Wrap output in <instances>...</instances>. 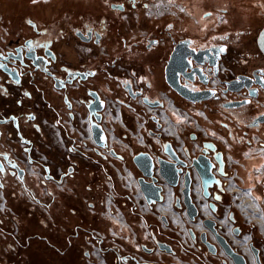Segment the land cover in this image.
Returning a JSON list of instances; mask_svg holds the SVG:
<instances>
[{"label": "flooded vegetation", "instance_id": "af4514ba", "mask_svg": "<svg viewBox=\"0 0 264 264\" xmlns=\"http://www.w3.org/2000/svg\"><path fill=\"white\" fill-rule=\"evenodd\" d=\"M53 1L15 0L16 10L14 12L19 19L11 17L12 22L10 23L6 16H0V264H62L63 259L64 264H70L68 261L71 260L70 255L67 258L62 255H66L72 247H68L66 252L61 251L60 235L56 232L50 234L45 231L44 216L49 218V214L48 205L43 198L52 199V192L48 186H54L61 191L67 190L65 176L67 173L73 174L74 169L69 168L65 172L61 167L52 165L42 150L47 144L46 141L56 133V128L63 131L66 139L73 144L72 149L75 148L76 140L66 130L65 124L77 121L78 109L81 113H86L85 118L90 133L92 120L88 107L93 110L102 109L97 111L95 116L101 118V125L107 133L105 114L109 103L114 101L128 110L140 111L145 116L148 115L147 135L161 139L158 134L163 129L161 118L156 113L151 114V111L163 110L166 104L163 98L154 97L151 93L155 88L151 80L153 76H147L144 71L135 66L130 69V75L126 76L125 73L119 72L121 64L129 63L130 58H133L130 55L129 60L123 62L124 55L120 47H116L112 55H106L111 47L108 44L111 34L123 28L125 18L147 10L150 0H102L101 2L99 0V4L95 7L79 6L75 9L76 14L65 10L51 18L52 25L50 22L44 24L45 3L51 4ZM203 3L208 4L209 8L212 7V10L209 9L203 15L202 24L198 25L200 31L196 37L174 35L172 33L174 24L169 21L165 28L160 27L158 30L157 24H154L151 31L139 34L131 44L122 38V48L130 45L131 49L128 52L137 53L136 62L133 63L138 65L140 55H145L143 59L150 57L149 59L152 60L151 58H154L153 56L158 52H165L162 65L159 63L162 92L174 101L183 104L184 107L212 103L215 110L232 113L231 117L235 119L236 124L238 122L244 124L240 132L242 137L261 140L260 137H255L249 132L253 129L264 128V123L258 121L264 116V55L258 43L264 28V0H204ZM14 12L12 16L15 15ZM14 21L21 23L22 29L18 24L16 29L9 30ZM62 41H67L73 47H77V55L70 64L67 61L63 62L62 52H59ZM181 42L187 44L184 46L185 53H192L191 50L200 52L194 57L199 64L192 61V56L188 57L186 73L191 74L188 75L189 80L182 79V83L192 92H214L208 101L192 104L172 91L165 81V69L175 46ZM60 45L61 47L58 48ZM98 49L100 58L94 59L95 50ZM3 60H6L9 72L4 70ZM38 62L46 71L37 68L39 67ZM150 66L156 69L158 64L152 62ZM192 68H197V70L191 71ZM148 71L152 72L151 69ZM107 77L120 82L118 89L121 97L115 89L110 90V83L105 84L104 78ZM164 88H166L165 91ZM138 93L142 95L134 99L133 97ZM144 99H149L151 103H161L163 107H150L144 103ZM243 101L250 102L239 108H225L226 105ZM136 104L144 110L137 109ZM153 118L158 121L154 122ZM92 119L95 121V117ZM257 135L260 134L257 133ZM92 141L91 133L89 143L84 142L82 145L88 150L89 148L94 149L95 155L99 158L96 162L97 168L105 169L109 157H115L111 153L112 150L119 156H123V159L119 158L120 160L126 159L125 150L119 154L110 146V138L107 148L98 149L100 153L96 152L97 147L95 145L94 148L95 143L93 144ZM181 141L182 144L179 142L174 146L183 154L188 146L183 140ZM205 142L216 144L215 141ZM163 143L164 141L158 148L152 142L144 140V149L141 151L150 152L155 156L151 145L158 151H162ZM179 146L183 152L178 148ZM188 148L192 149L194 155L199 154L202 149L201 147L200 150L195 151L193 147ZM218 150L221 151L219 147ZM224 159L227 172L225 153ZM131 160L129 162H132ZM214 163L216 167L212 173L217 178H221L223 183L221 186L224 190V179L228 178V175L226 178L221 177L219 166L217 162ZM29 170L35 174H31ZM22 175L23 180L20 179ZM139 176L138 172L136 181ZM136 186L135 191L127 188L131 193H125V198L129 202H136L133 193L138 194L139 192L143 203L151 212H154L156 205L153 208L150 207L141 194L138 183ZM183 188L184 185L181 183L179 188L171 189H177L178 197H180ZM195 189L193 197L201 208V215L196 221L202 218L203 207L208 205L216 218L213 220L218 224L219 233L225 236L230 245L245 257L246 264H257L255 251L259 255L261 264H264V249L257 247L252 240L248 245L251 255L245 254L234 246L226 235L225 226L218 222V220H223L224 216L219 213L218 206L214 203V194L223 200L224 192L219 193L216 190L217 187L212 190V197L209 200L213 199L212 202L215 204L216 213H214L209 206L211 204L209 200L203 199L201 194V200H197ZM12 198L19 204L22 202L28 204L27 216L20 217L17 214L10 203ZM177 198L176 211L182 212L184 208V213L188 218L185 207L182 202H177ZM163 217L165 216L158 217L162 224V221L166 222ZM34 219L35 222H33ZM49 220L52 221L51 218ZM188 220L190 221L189 218ZM167 223L168 220L165 224ZM35 226H38V230H35ZM205 231L206 229L199 235H194L191 231L192 237L189 240L192 244V258L195 261L188 263L178 259V261L167 264H211L210 258L216 260L218 264H235L234 260L218 244L213 234H209L208 242L214 247H207L203 244L200 236ZM232 234L236 238H242L246 233L242 228L235 226ZM85 241L89 246L92 244L88 235H85ZM157 241H160L158 236L149 232L146 236L147 243L141 245L138 252H126L125 256L120 259L121 264H166L162 262L161 254L167 252L174 259L178 256L173 247L167 246L168 244L162 241L160 242L165 246H158ZM86 255L90 254L86 252ZM86 262L95 264L90 259Z\"/></svg>", "mask_w": 264, "mask_h": 264}, {"label": "crops", "instance_id": "0c3cea01", "mask_svg": "<svg viewBox=\"0 0 264 264\" xmlns=\"http://www.w3.org/2000/svg\"><path fill=\"white\" fill-rule=\"evenodd\" d=\"M163 60L164 58L160 62ZM175 102L174 104L178 107L185 110L189 107L190 111H194L195 121L187 124L186 120L181 118L170 120L160 117L163 129L158 134L161 139L151 138L145 134L141 127L142 135L136 140L137 142L132 140L131 131L128 130L133 128L131 111L121 106L115 109L114 132L118 137L111 138L110 146L121 154L120 146L124 145V142L131 145L139 143L140 146L139 141L142 140L144 145V140H147L159 148L162 141L176 145L179 142L182 144L181 140H183L186 146L193 147L197 151L201 149L202 141H215L219 149L225 153L228 172V178L224 179L223 195L225 198L221 202L214 200L219 213L224 216V219L218 220V222L230 226L229 229H226V235L234 246L245 254H250L248 245L252 240L257 247L264 249V128L253 129L249 132L255 137H260L261 140L247 139L240 133L244 124L239 122L235 124L231 119L225 120L228 116H232V113L224 112L228 116L225 115L224 119H221L213 110L212 103L210 105H189L185 108L183 104ZM174 104L169 106L173 116L174 110H177ZM87 133L86 135L90 139L91 133L88 130ZM61 141L66 143V147L61 144ZM46 143L42 151L52 162V165L61 167L65 172L69 168L74 169L73 174L67 173L65 176L69 188L65 190L67 192L57 190L54 186H48L52 192V199L43 198L48 205L49 218L52 220L50 221L46 215L44 216L45 231L48 232V229L53 228L54 232L60 234L61 251L66 252L68 247H72L66 255H62L64 258L70 255L71 260L68 258L70 264H87V259L92 260L95 264H121L120 259L125 256L126 252H138L140 246L147 243L146 236L149 232L157 235L160 241L168 244L167 246L173 247L178 254L174 259L167 252L163 253L161 254L162 262L167 264L178 261V259L188 263L195 261L191 254L193 253L191 244L185 242L182 237L186 236L189 240L192 237L191 231L194 235H199L205 230L202 220L205 218L216 219L208 205L203 207L202 218L192 223L186 217L184 208H182V212L176 211L178 190L168 187L164 193L163 203H158L154 208L155 211L151 212L143 203L139 192L136 202H129L125 198V193L119 189L120 182L117 180L113 168L109 164H106L105 169L102 170L95 167L94 163L96 164L99 158L93 153L85 151L79 140H76L74 144L77 149H72L73 144L57 130ZM143 149L144 147L140 146L138 151ZM138 151L133 153L137 154ZM133 153L131 152V154ZM111 160L118 168L122 167L120 165L122 160L118 157H113ZM123 161L128 164L126 167L138 176L133 162H129L127 159ZM29 172L35 174L32 170ZM100 184L104 185L105 190L111 189L115 193V208L111 211L112 206L110 205L106 207L107 211H104L105 202L95 192L99 190ZM133 188H137L135 183ZM196 190L198 191V189ZM196 190L195 193H197ZM212 201L213 199L209 200V203H213ZM10 203L20 217L27 216V203L19 204L14 198ZM116 212L119 214L116 215ZM122 214L125 216L122 217ZM162 216L167 217V224L165 221H162V224L158 220V217L162 218ZM127 223L128 225H126ZM115 225L119 227H115ZM124 225L127 228H124ZM62 226L66 230L62 229ZM235 226L242 228L246 233L242 238H236L232 234V229ZM95 231L102 233L103 237L98 236L94 233ZM63 232H66L64 237ZM117 232L120 234L117 235ZM85 235H88L89 241L93 245H87ZM86 252L90 255L87 256ZM210 262L218 264L212 258H210ZM61 263L64 264V259Z\"/></svg>", "mask_w": 264, "mask_h": 264}, {"label": "rangeland", "instance_id": "374dc122", "mask_svg": "<svg viewBox=\"0 0 264 264\" xmlns=\"http://www.w3.org/2000/svg\"><path fill=\"white\" fill-rule=\"evenodd\" d=\"M28 1H31V0H28ZM101 1L102 0H100V2ZM108 1H111V0H108ZM205 1H209V0H205ZM203 2H204V0H150L147 10L141 11V13H136V14H134V16L131 15L129 18H125L123 28H121L118 32H113L111 34V36L109 37L108 44L111 47L109 48V51L107 50L106 55H112L113 52L116 50V47H120V49H122V54L124 55L123 62L125 60L128 61L130 55H132V57H133V58H130L129 63H123V64L120 63L121 66L119 67L120 68L119 72H121L123 74L125 73L126 76L130 75V73H129L130 69L133 66H135L138 69L144 71V73L147 74V76H153V78L151 80L153 81L155 88H153L151 93L153 94L154 97L163 98V100L165 101L167 109L165 108L162 111H160L161 109H158L157 111H151V114L156 113L158 116L164 117V119L168 118L170 120L181 118V119L186 120L187 124L195 121L194 120L195 116H193V113H195L194 111L193 112H192V110L190 111L189 110L190 108H187L185 110L182 107L176 106V104H174V102H175L174 99L167 96L165 92H162L161 87L163 88V85H162V79H161V73H160L161 70L159 68V63H160V65H162V61L160 62V60L163 57V54L165 55V52H163V53L158 52L157 54H155V56H153L155 59L151 58L152 60L149 59L150 57H148V58L145 57V59H143V57L145 55H143V56L140 55L139 60L141 63L139 62V65H138L136 63H133V62H136L135 57L137 56V53L135 54L134 53L135 51L134 52H128L131 49L130 45L126 46V48L125 47L122 48L121 39L125 38L127 43L131 44V42L136 40V37L139 34L141 35V34H144L145 32L151 31V29L154 28V24H157V27H158L157 30H158L160 27L165 28V25L169 21H171L174 24V26L172 28L173 31L171 30L174 35H176L178 37H185V36H191V37L195 36L196 37L200 31V27L198 25L202 24L203 15L207 11H209V9L212 10V7L209 8V5L204 4ZM45 4H46V6L43 9V15H44L43 22H44V24H47L49 22L51 23V18L56 17L60 12H64L65 10H67V12H69V13L76 14L75 9H78L77 7H79V6H83L84 8L95 7V6H97V4H99V0H54L53 3H51V4H47V3H45ZM15 10H16L15 0H0V16L1 15L6 16L7 20H10V23L12 22L11 17H16V12H14ZM13 12L15 14L14 16H12ZM16 18L18 20L19 16ZM159 19H161V20H159ZM156 20H158V21H156ZM154 21H156V22L154 23ZM18 24H19V27H21V29H22V24L19 22L16 23V21H14L10 27H9V25L7 27H9V30L12 31L13 29L17 28L16 25H18ZM50 25H52V23ZM14 38H16V37L14 36ZM60 44H62V47H63L62 48L61 45L58 46V48L61 47L59 52L60 53L62 52V58H63L62 60H63V62L67 61L70 64L74 60L73 58L77 55V53H76L77 47H73L72 44L68 43L67 41H62ZM165 50H166V48H165ZM93 58L94 59L100 58V50L99 49L95 50ZM152 62H157L158 66H156V69L152 68V66H150V64H152ZM149 69H151V71H152L151 73L148 71ZM117 71H118V69H117ZM104 82H105V84L110 83L109 84V86L111 87L110 90L112 91V88L115 89L118 92V96L121 97V92L118 89V85L120 82L118 83V81L116 79L108 78V77L106 79L104 78ZM165 89L166 88H164V91H165ZM120 99H123V98H120ZM170 104H174V106L177 107V110L176 111L174 110V116L171 113V109L169 108ZM120 106L121 105H119L118 103L113 101V102L109 103L108 108L106 110V114H105L106 126H105V129L109 135L110 143H111V138H114V137L117 138L118 137L116 135V133L114 132L115 131L114 118L116 116V110L115 109L119 108ZM136 107H137V109L139 108V110H144V109H142V107L140 105L136 104ZM213 110L216 111L215 113L221 119H224L225 115H227L225 113L228 112V111L222 112L219 110H215V108ZM131 113H132L131 117L133 120V128L132 129L129 128L128 130L131 131L130 136L132 137V140L136 141L137 139L141 138V136H140V135H142V133L140 131L142 129L141 127H143L145 134L147 135L148 126H147L146 122L148 121V119H147L148 115L145 116L140 111H134V110H132ZM50 114H52V113L50 112ZM85 116H86V113L85 112L81 113L80 109H78V112L76 115L77 121L76 122L72 121V122H68L65 124L66 125L65 128L69 132V134L71 136H73L75 138V140H79V143L81 142V144H83L84 142L89 143V139L86 135V134H88L87 130L89 131V129H88V123L86 122ZM228 119H231V121H234L236 124V121L233 117L228 116L225 120L228 121ZM46 128H48V126ZM57 130L59 131L58 128H56L55 131H57ZM60 132L63 136V131H60ZM144 138H142V139H144ZM124 141H126V140H124ZM121 142H123V141L121 140ZM139 142H140V146L144 147V145L142 143L143 141L141 140ZM92 143L94 144L93 141H92ZM61 144H63L66 147V143L64 144L63 141H61ZM137 144L135 145V143H133V145H131V144H128L127 142H124V145L120 146L121 151L125 150L124 156H126L127 160L130 161L133 157V154H134L133 152L138 151L140 146H139V143H137ZM82 147L84 148L85 151L88 150L87 148H85L84 145H82ZM61 148H62V146H61ZM94 148H95V144H94ZM178 148L183 152V150H182V148H180V146ZM88 151L95 155L94 149L89 148ZM131 152L133 154H131ZM46 158H48V157H46ZM109 158L110 159L106 162V164H109V166L111 168H113V170L115 171L116 178L120 182L119 183L120 191L123 193H126V194L131 193L127 190V188L130 190L131 189L134 190L133 184L137 183V181H136L137 175L132 170L130 171L129 168L126 167L128 165V164H126V162L121 161L120 165L122 167L118 168L117 165L111 160L113 157L110 156ZM51 164H52V162H51ZM94 166L97 167L98 165L94 163ZM117 169H119L120 171H118ZM129 183H133V184L131 186H129L128 185ZM100 185L101 186L98 188L99 190H97L95 192H97V194L101 198H103V201L105 202V210L104 211H107L106 207H108V205L112 206L110 208V211H111V210H113V208H115L114 207V195H115V193L111 189H109L108 191L105 190L103 184H100ZM196 189H198V187H196ZM63 191H65V190H63ZM65 192H67V191H65ZM136 193L137 192L133 193L134 194L133 198L135 201L138 199V196ZM200 193H201V189L199 188V192L197 191V193H196L197 198L199 200H201ZM117 214H119V213L116 212V215ZM121 216L124 217L125 215L122 214ZM33 222H35V219L33 220ZM126 225H128V223ZM126 225H124V228H127ZM223 225L225 226L226 229L230 228V226L227 224H223ZM121 226H123V225H121ZM37 227L38 226H35V228H36L35 230H38ZM115 227H119V226L115 225ZM62 229L66 230V228L64 226H62ZM53 230H54L53 228L48 229V232L50 234L51 233L53 234L55 231V230L54 231ZM123 230H125V229H123ZM95 233L98 236L103 237L102 233L97 232V231H95ZM65 234H66V232L62 233L63 236ZM119 234H120V232L119 233L117 232V235H119ZM58 235H60V234L58 233ZM182 239L185 240V242H187L188 244H191L188 240V237L185 236V238L182 237ZM90 245H93V243Z\"/></svg>", "mask_w": 264, "mask_h": 264}, {"label": "water", "instance_id": "95a60500", "mask_svg": "<svg viewBox=\"0 0 264 264\" xmlns=\"http://www.w3.org/2000/svg\"><path fill=\"white\" fill-rule=\"evenodd\" d=\"M259 48L264 55V28L259 37ZM184 46H187L185 42H181L175 46L174 52L171 56L168 66L165 69V81L169 88L174 91L181 98L191 102L192 104L202 103L208 101L214 92L203 91V92H192L187 89L182 83V79H188L186 71L188 69L187 60L188 57L192 56V61L199 64L194 58L199 55V51L191 50L192 53H185ZM6 61V60H5ZM3 60L4 70L9 72L7 64ZM41 70H44L42 64L38 62ZM197 70V68H192L191 71ZM241 78V77H240ZM239 78V79H240ZM142 93L136 94L134 99L141 96ZM255 98L256 96H252ZM146 105L150 107H163L161 103H151L149 99L143 100ZM250 101H243L232 103L226 105L225 108H239ZM91 115V133L92 139L97 147L96 152L100 153L98 150L105 149L109 146V137L101 125V118H97L95 113L99 110H93L88 107ZM92 117H95L93 121ZM153 121H158L153 118ZM260 123H264V116L258 120ZM202 149L199 154L194 155L192 149L186 147L184 153L182 154L171 142H164L162 144V151H158L154 146L151 145V149L155 151V156L150 152L141 151L132 157V162L139 172L140 176L137 179L139 189L143 195L146 203L153 208V206L158 203H163L165 200L164 193L167 188H179L181 183H183L184 188L181 190V196L177 198V202H182L185 207L186 214L190 221L195 222L201 215V208L195 202L193 197V190L196 186L201 188L202 198L209 200L212 197V190L217 187L219 193H223L221 178H217L213 173L217 162L219 166V174L221 177L226 178L227 172L226 162L224 159V153L218 150V146L213 142H203L201 143ZM113 156L123 159V156H119L114 150L111 151ZM24 176H20L23 180ZM215 200L221 202V198L214 194ZM210 208L216 213L215 204H209ZM179 207V206H178ZM163 220L167 219L163 217ZM206 231L201 234V240L203 244L207 247H214L208 242L209 234H213L218 244L225 250V252L234 260L235 264H246V259L243 255L239 254L228 242L227 238L219 233L217 227V222L213 219H205L203 221ZM157 245L161 246L164 243L157 241ZM162 249V248H161ZM256 253V263L261 264V260L257 251Z\"/></svg>", "mask_w": 264, "mask_h": 264}]
</instances>
